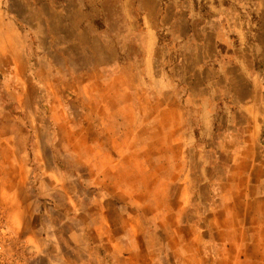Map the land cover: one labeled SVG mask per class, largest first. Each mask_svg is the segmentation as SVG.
<instances>
[{"label": "rangeland", "instance_id": "1", "mask_svg": "<svg viewBox=\"0 0 264 264\" xmlns=\"http://www.w3.org/2000/svg\"><path fill=\"white\" fill-rule=\"evenodd\" d=\"M249 99L264 0H0V264H264Z\"/></svg>", "mask_w": 264, "mask_h": 264}, {"label": "crops", "instance_id": "2", "mask_svg": "<svg viewBox=\"0 0 264 264\" xmlns=\"http://www.w3.org/2000/svg\"><path fill=\"white\" fill-rule=\"evenodd\" d=\"M122 77H125V75H122ZM227 91H229V89L225 90V92ZM249 103H251L250 99L246 102L244 101V103L239 105V109L246 119V122L244 125L250 128L253 127L254 129H252L251 131L249 128L248 133H245L244 143L234 153V160L232 161V164L230 166V170L228 173V178L230 179V181L233 180L235 174L239 175L238 170L242 168L241 166H243L244 168V176L246 178H247V175L251 174V171L254 168H257L261 172H264V162L263 163L262 161L261 163L256 162V158L259 154L260 136L262 134V126H261L262 123L257 117L253 118L247 111H245L251 107L249 106ZM231 123H234V121H232ZM257 163L258 165H256ZM256 185L264 186V183H260ZM209 188L210 190H214L213 187H209ZM218 195L219 194L217 193V197ZM222 203L224 204L223 200H222ZM194 216L195 218H199L198 210L197 211L194 210ZM195 220L197 221V219Z\"/></svg>", "mask_w": 264, "mask_h": 264}, {"label": "trees", "instance_id": "3", "mask_svg": "<svg viewBox=\"0 0 264 264\" xmlns=\"http://www.w3.org/2000/svg\"><path fill=\"white\" fill-rule=\"evenodd\" d=\"M263 154H264V150H263Z\"/></svg>", "mask_w": 264, "mask_h": 264}]
</instances>
